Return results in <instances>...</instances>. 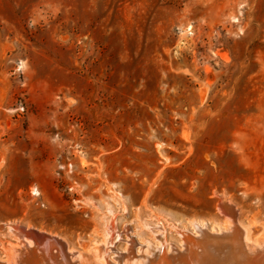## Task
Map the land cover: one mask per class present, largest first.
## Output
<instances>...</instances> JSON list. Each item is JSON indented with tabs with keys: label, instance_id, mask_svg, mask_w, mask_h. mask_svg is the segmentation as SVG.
I'll list each match as a JSON object with an SVG mask.
<instances>
[{
	"label": "rangeland",
	"instance_id": "1",
	"mask_svg": "<svg viewBox=\"0 0 264 264\" xmlns=\"http://www.w3.org/2000/svg\"><path fill=\"white\" fill-rule=\"evenodd\" d=\"M199 224L264 253V0H0V264L30 232L146 264Z\"/></svg>",
	"mask_w": 264,
	"mask_h": 264
},
{
	"label": "water",
	"instance_id": "2",
	"mask_svg": "<svg viewBox=\"0 0 264 264\" xmlns=\"http://www.w3.org/2000/svg\"><path fill=\"white\" fill-rule=\"evenodd\" d=\"M243 235L244 233L239 227L232 231L220 233H213L208 230H204L200 236L186 234V244L184 247H174L172 252H168L165 249L164 252L157 254L158 256L156 255L155 257H158V261L164 259L168 262V264H174L175 262L176 264H180L181 262H178V260L180 259L186 260L190 264H195L196 261H198L199 264H230L225 260L228 258L214 257L211 253L212 251L210 252V250L214 247L222 252L230 253L233 250V246L235 244H240L242 247H244V250L248 252L247 246L243 242ZM43 238L45 242L48 241L55 244L51 245L50 247V253L52 257L57 256V254H52V249L54 247L57 249L59 246L62 248V252L64 255L63 257L65 258V260L68 262V264H72L69 260L68 254L64 251L62 243H60L58 239L52 238L50 236H44ZM44 248L48 250L49 245L47 244L46 246H44ZM258 250L262 251V249L259 248ZM260 251H258V253ZM30 252L31 258L36 259L39 256V251L37 250H30ZM241 259L237 258V261ZM151 260L153 261L154 259Z\"/></svg>",
	"mask_w": 264,
	"mask_h": 264
},
{
	"label": "bare ground",
	"instance_id": "3",
	"mask_svg": "<svg viewBox=\"0 0 264 264\" xmlns=\"http://www.w3.org/2000/svg\"><path fill=\"white\" fill-rule=\"evenodd\" d=\"M34 194H37V191L35 189L32 190ZM233 211V210H232ZM229 212V211H228ZM231 219V218H230ZM196 226V229L198 230L199 234L198 236L201 235V233L206 230L205 228H203V226H200L199 225H195ZM232 226V225H231ZM20 230V229H19ZM230 230V229H229ZM228 230V231H229ZM233 230V229H232ZM230 230V231H232ZM30 232V231H29ZM185 235V236H184ZM184 242L186 244V234H184ZM27 236V235H25ZM30 236V239L28 240L27 237ZM27 237H25V240L27 242L26 243H22L21 245H16V249L15 247L12 249L14 250L15 249V254L13 257H11L10 259L7 260V263L6 264H54L55 262L58 261V259H60L61 257H63V252H62V248L58 246V248L56 249L57 251V256L55 257H52L51 256V253H50V247L51 245H55L53 244V242H48L44 240V236H47L46 234H43V233H40L39 235L34 233V232H30L28 234ZM182 236V237H183ZM197 236V235H196ZM244 237V236H243ZM248 237V235H247ZM29 238V237H28ZM163 238V237H162ZM24 241V240H23ZM45 242V243H44ZM165 242V241H164ZM250 242V241H249ZM44 243V244H43ZM166 243V242H165ZM164 243V244H165ZM49 245V249H45L44 246L46 245ZM162 244L160 246V248L158 249L157 253L154 255L156 256L157 254H160L162 252H164V250L166 249L165 245ZM184 244V246H185ZM248 244V243H247ZM248 248V246H247ZM257 248V247H256ZM259 248V247H258ZM257 248V249H258ZM250 249V248H249ZM260 249V248H259ZM30 250H37L39 251V256L35 259V258H31L30 257ZM252 250V249H251ZM103 252V249L101 250ZM212 251V252H211ZM258 251L260 250H256L254 252H246L244 250V247H242L240 244H235L233 246V250L229 253V252H222L220 250H218L217 248H211L210 252L212 253V255L214 257H224V258H228V259H225L226 261H228L230 264H264V253L262 251H260L258 253ZM107 252V250H106ZM104 252V253H106ZM172 252V251H171ZM240 252V253H239ZM151 253V252H150ZM103 254V253H102ZM154 254V253H153ZM12 255V253H11ZM10 255V256H11ZM149 255V254H148ZM69 256V255H68ZM158 256V255H157ZM212 256V257H213ZM67 257V256H66ZM153 257V256H152ZM144 258V257H143ZM147 258V257H146ZM237 258H244L243 260H239L237 261ZM145 259V258H144ZM143 259V260H144ZM197 259V258H196ZM142 260V261H143ZM148 260V258L146 259ZM145 260V261H146ZM138 261H141V260H137ZM141 261V262H142ZM149 261V260H148ZM178 262H181L180 264H190L188 263V261L186 260H183V259H180L178 260ZM143 263V262H142ZM110 264V263H108ZM140 264V263H139ZM146 264H168L167 261H165L164 259L163 260H159L158 261V257H155L154 260H150L149 262H146ZM176 264V262L174 263ZM195 264H199L198 261H196Z\"/></svg>",
	"mask_w": 264,
	"mask_h": 264
}]
</instances>
